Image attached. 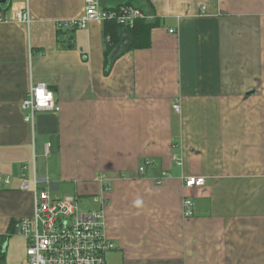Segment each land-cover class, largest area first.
<instances>
[{"label":"crops","instance_id":"obj_1","mask_svg":"<svg viewBox=\"0 0 264 264\" xmlns=\"http://www.w3.org/2000/svg\"><path fill=\"white\" fill-rule=\"evenodd\" d=\"M22 2L9 0L0 21V173L11 179L0 182L2 264L26 258L11 229L34 212L22 162L52 196L96 203L117 245L107 264H264V0L137 2L158 22L150 46L129 48L121 30L110 68L105 21L58 25L85 0H30L29 25L16 17ZM38 82L60 111L32 125L22 101ZM187 176L205 184L185 188Z\"/></svg>","mask_w":264,"mask_h":264},{"label":"built area","instance_id":"obj_2","mask_svg":"<svg viewBox=\"0 0 264 264\" xmlns=\"http://www.w3.org/2000/svg\"><path fill=\"white\" fill-rule=\"evenodd\" d=\"M30 0H24L16 11L18 21L29 25L32 14ZM86 8L82 15L58 21L60 27L85 28L91 21L116 20L124 25L132 26L137 19L153 20L155 16L137 7L122 8L119 11L106 10L101 0H85ZM6 11L0 6V21L7 20ZM174 29H170L174 33ZM24 119L34 125L39 111H60L54 91L46 82L32 83L22 101ZM179 112V105L175 106ZM51 144H47V153ZM35 168V153L32 154ZM22 170L23 190H32L34 212L32 216L23 217L14 222V228L27 239L26 258L19 264H107V254L116 248V243L108 237L104 230L101 212H85L80 208L78 197L67 195L56 197L51 194L50 181L34 174L28 177L27 163H20ZM145 170L144 166L140 171ZM102 179V178H101ZM9 176L0 173V182L9 184ZM45 184V187L43 186ZM205 184L203 176H187L184 187H200ZM183 215L192 217L195 204L191 197L183 198Z\"/></svg>","mask_w":264,"mask_h":264},{"label":"trees","instance_id":"obj_3","mask_svg":"<svg viewBox=\"0 0 264 264\" xmlns=\"http://www.w3.org/2000/svg\"><path fill=\"white\" fill-rule=\"evenodd\" d=\"M140 1H144V0H126L112 7H104V8L106 10L119 11L122 8L137 7L143 10L144 12L148 13L147 11H145L143 7L136 5V3ZM6 4H0V6L3 7L4 10L8 9L9 7ZM146 4L148 5V3ZM157 24L158 22L156 19L153 20L137 19L132 26L124 25L116 20H106L104 33H105V54L107 60L106 62L107 68H110L112 61L124 52V50H121V48L117 44L118 40L120 39L121 30L123 29L127 30L130 35L131 47L129 48H145L150 46L151 43L150 32L151 29ZM12 226H14V221L11 225V229L13 230ZM12 232L10 234H12ZM9 236L10 235L3 236L2 242L0 243V264L4 263L6 256L5 248L3 247L2 243H4Z\"/></svg>","mask_w":264,"mask_h":264},{"label":"rangeland","instance_id":"obj_4","mask_svg":"<svg viewBox=\"0 0 264 264\" xmlns=\"http://www.w3.org/2000/svg\"><path fill=\"white\" fill-rule=\"evenodd\" d=\"M53 195L56 196L59 194L53 193ZM79 203H80L79 204L80 208L85 212H91V211L95 210V208H96V203L91 201V199L81 198ZM108 255H110V254H107V259H108ZM109 259H110V256H109ZM111 259H112V257H111Z\"/></svg>","mask_w":264,"mask_h":264},{"label":"water","instance_id":"obj_5","mask_svg":"<svg viewBox=\"0 0 264 264\" xmlns=\"http://www.w3.org/2000/svg\"><path fill=\"white\" fill-rule=\"evenodd\" d=\"M9 0H0V4H6Z\"/></svg>","mask_w":264,"mask_h":264}]
</instances>
